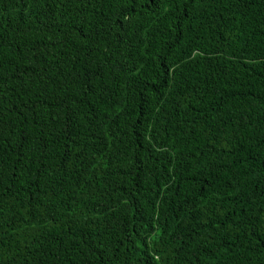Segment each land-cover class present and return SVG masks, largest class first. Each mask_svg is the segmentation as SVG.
<instances>
[{"label": "trees", "instance_id": "trees-1", "mask_svg": "<svg viewBox=\"0 0 264 264\" xmlns=\"http://www.w3.org/2000/svg\"><path fill=\"white\" fill-rule=\"evenodd\" d=\"M0 264H264V0H0Z\"/></svg>", "mask_w": 264, "mask_h": 264}]
</instances>
